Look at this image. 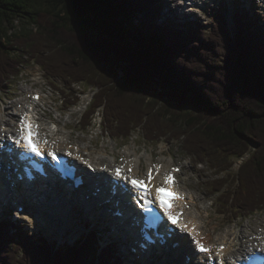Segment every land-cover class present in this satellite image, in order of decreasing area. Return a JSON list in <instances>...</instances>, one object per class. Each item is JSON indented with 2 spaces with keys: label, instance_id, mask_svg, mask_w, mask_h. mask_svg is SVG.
Returning a JSON list of instances; mask_svg holds the SVG:
<instances>
[{
  "label": "trees",
  "instance_id": "trees-1",
  "mask_svg": "<svg viewBox=\"0 0 264 264\" xmlns=\"http://www.w3.org/2000/svg\"><path fill=\"white\" fill-rule=\"evenodd\" d=\"M158 6L155 0H0V94L19 76L22 59L68 88L83 84L96 91L87 125L101 111L104 131L116 138L137 132L146 142L177 140L213 172L207 185L217 212L247 219L264 210V24L244 16L233 34L214 18L209 34L193 25L173 32L156 23ZM32 27L39 33L30 35ZM75 95L66 96L70 107ZM0 264L121 262L113 251L100 252L93 238L56 249L3 222Z\"/></svg>",
  "mask_w": 264,
  "mask_h": 264
},
{
  "label": "rangeland",
  "instance_id": "rangeland-1",
  "mask_svg": "<svg viewBox=\"0 0 264 264\" xmlns=\"http://www.w3.org/2000/svg\"><path fill=\"white\" fill-rule=\"evenodd\" d=\"M160 1L162 5L164 4L162 8L166 10L168 8V5L174 6L177 0ZM232 3H234V0H231L228 4H226L224 0L220 3L216 2L210 7L202 5L199 9H197V13H194L192 14L193 16H190L193 19H191V21L195 22L194 24L199 26L195 28L201 29L206 34H209L212 29L211 26L214 22L213 19L223 18L226 20V24L229 27L231 33L234 34L236 30L235 20L240 17V13L238 12L239 6L237 5V7L233 9ZM256 3L253 4V6L256 7V9L253 10H256V13L254 12V14L247 15L252 19L254 15H256L257 17L255 19H257L258 22L262 24L264 23V12L260 10V7H258ZM239 9L241 10V8ZM244 9H247V7L244 6ZM173 14V12H168L167 15L164 17L162 14L158 23L168 25V30H173L175 32L183 31L184 28L180 27V25H177L173 20L168 18L170 16H173ZM242 16L244 17V15ZM167 19L170 21H168ZM171 23H173V25H171ZM30 30L32 31L30 35L39 33V30L37 28L32 27L30 28ZM13 35L14 32L10 31V39H13ZM13 40H15V38ZM15 45L16 43L13 42L12 46L16 47ZM22 60L23 65L19 69V76L17 78L11 79L9 89L6 93L0 94V116L3 115L4 109L7 107H11L12 112L18 113L20 110L15 105L17 102L20 101L22 103H25L24 108L26 109L24 110H27L28 104L31 102V93L36 91L41 92L43 93V96L46 97V102L48 103L47 109H52L50 111L53 112V116L57 119H60L63 123H68V127L70 130V144H74L75 146L77 145L76 148L78 149H84L89 146V151H82L80 154H86L85 156H89L93 161L95 158V161L103 162L104 164L107 162H112V165L114 167L121 166L124 165L125 162H127L126 157L128 158V156L125 155L124 157V154L134 152V154L140 159L138 160L140 161L139 163L141 165L140 170L137 174L138 177L147 175L148 165L146 159L148 154L153 155V164L165 161L167 163H170V165L183 166L184 173L181 178V181L183 182V187L185 184L186 187H188L192 192L196 194L195 196L198 198V203L196 205V211H198L197 213L206 209L204 210L205 212L201 217L209 216L208 220L206 221L208 224L207 232L211 235L212 239L217 241V243H219V241L223 237H225L226 239L228 233H233L234 231L232 230L234 228L235 231L238 232L240 230H243L244 232L249 233L248 231H250V229H253L254 231H259V234H263L264 210L256 212L249 218L242 220H233L231 215H222L217 213V202L214 196H210L209 187L207 185V182L214 178L213 172L210 170L206 163L202 165H195L193 159L186 155L180 148V143L177 140L161 138L160 140H158L159 142L155 144V142H146L145 140H143L141 134L137 132H133L131 134V138L127 141L121 138H116L113 134L109 132L106 133L104 131V124L102 121L101 111L97 112L93 118L89 116L90 123L87 125L84 122V117L86 113L91 110V99L96 91H93L90 88H86L83 84H79L72 88L71 93L69 90L63 89L64 83L61 80H54L53 77L49 76L41 68L40 64L36 63L34 60ZM149 82L153 84L154 87H157L158 85L156 84L153 78H149ZM57 88L63 90L65 93L70 92V94H76L75 96L78 97V101L76 102L77 104L70 110H61L64 96L62 97V94L60 93V91H58ZM43 103L44 104L41 107L44 108L47 103H45L44 101ZM83 111L86 112L81 115ZM167 139H169L170 141ZM126 148H129L130 152H127ZM78 149H75V151H77ZM88 152H90V155H88ZM131 160L134 159L132 158ZM240 164L241 161H236L234 167L231 169L230 172L235 173L237 171V167ZM199 198L201 200H199ZM68 207H71L74 214L73 206L69 205ZM25 215L26 214L21 215V219L17 217V214L14 211L13 213L4 214L2 218H9L12 223L24 226V228L31 233L33 238H45L51 245H54L55 247L60 249L70 247L74 243V241L78 239L79 235H76L75 230L71 228V225L65 228L63 234H60L54 225L55 222L53 223L52 220L51 222H48L49 226L46 230V228H41L38 221H30V217ZM97 222H100L101 226L104 225L102 221ZM93 227H97V224H94ZM104 227H102L101 229H103ZM98 230L92 228V232L95 231L97 233L96 242L98 238H103L102 235L99 236V232H102ZM261 236L254 237V241L256 240L255 242L257 243L254 242L253 244L261 247L262 243L260 240L262 239H259ZM247 241L253 240L252 238L241 239L240 237L237 242L235 241V243L237 244L235 250H238L240 252V247L244 246L245 244L247 246L251 245L247 243ZM240 244H242V246ZM98 250L100 251V249ZM187 252L191 253L192 249L188 248ZM182 262L184 261L179 259V263L182 264Z\"/></svg>",
  "mask_w": 264,
  "mask_h": 264
},
{
  "label": "bare ground",
  "instance_id": "bare-ground-1",
  "mask_svg": "<svg viewBox=\"0 0 264 264\" xmlns=\"http://www.w3.org/2000/svg\"><path fill=\"white\" fill-rule=\"evenodd\" d=\"M185 1L188 2L190 0H185ZM191 1H192V5L198 4V3H201V5L206 4V0H191ZM230 1L231 0H229L228 3H230ZM260 3L262 6H264V0H260ZM177 4L179 6L184 4V6L186 7L187 4H189V3H182V1H180ZM192 7L193 6H191V4H190L189 8H187L186 10H183L184 9L183 8L180 12L181 13L196 12V10H194ZM170 12H174V11L171 10ZM163 15L166 16L164 8H163ZM43 101L41 102L40 107L44 104ZM15 106H17L20 110L18 113L12 112L11 107L6 106L7 108L4 109L3 115L0 116V140L3 139L4 142L7 144L8 148L13 147L15 145L16 141L18 140V137L20 135V132H19L20 120L25 117V114L28 115L31 111L30 110L31 109L30 103L28 104L27 110H24V109H26V108H24L25 103H22L21 101L17 102ZM16 108H15V110H16ZM44 108H45V106H44ZM33 109H35V106L33 107ZM35 111H36V114L38 115L37 119L43 121V118H45V116H46L44 114L43 110L37 108V110L35 109L33 111L32 116L36 118V114L34 116ZM40 127H41L42 132L45 131L46 133H48V138L50 139V143H49V145H47V148L50 151H58L59 153L67 156L70 160H73L74 158L84 157L88 161L94 162L89 156H85L86 154L81 156L80 154H78V152L77 153L74 152L75 149H78V148H76L77 145L75 146L74 144L73 145L70 144V134H69L70 130L68 127V123H66V122L63 123L60 119L55 118L49 125H47V126L40 125ZM52 127L57 128L58 133H56V134L51 133L50 128H52ZM88 147H86L84 149L79 148L78 149L79 153H81L82 151H84V152L89 151ZM88 155H90V152H88ZM130 158H131V156H128V158L126 157V159L128 160L129 163L122 165V167H114L112 165V162L105 163L107 174L109 176H114V177L118 178L120 181H123V182L126 181L127 182L128 180L124 179V177H131L133 175H136L137 172L140 170V166H141L139 163V160L134 161V160H131ZM146 161H147V165H148V170L152 169V174L154 177L151 184L154 187L163 186L164 178L167 174V169L170 167V164L166 163V162L153 164L152 163V161H153V155L152 154L147 155ZM159 164H161V165L159 167H157ZM90 166H92V165H90ZM116 168H121L123 170V173L120 176L116 175V173H115ZM129 169H131L130 172H129ZM159 171H160V173H159ZM147 175H148V171H147ZM6 178L11 179L12 177L7 175ZM89 182H90L91 186H94L97 184V188H101V189L106 188L105 184H103V183L99 184L98 181H95V179H93V178H90ZM120 190H124L123 187ZM101 191H103L102 195H104L105 194L104 190H101ZM66 194H67L66 191H63V190L61 191L56 186H54L52 189H50L48 191L47 196H46V201H47L46 205L50 210L41 211L40 213H37V214L35 213V215H34L29 210V208L26 207V210L24 211V213L30 217L29 218L30 221H35V222H36V220H38V221H42V220L45 221L46 220L47 222H51V220L57 221L58 223L57 224L55 223L54 225H55V227H57L56 229L59 231V233L63 234L64 230L66 228L63 226V222L67 223V218L69 215H71V217L74 216L71 207H68L69 205H72V204L70 203V199H68ZM189 194H190V191L186 192V196L188 198V204H190L194 207L198 201V198L195 196V194H193L192 196H190ZM0 196H3V193H0ZM117 198L119 199V196ZM117 198L116 197L113 198L112 202H110V203H106L104 205H101L99 207V209L95 212H91L89 210H86L85 212H83V215L84 216H93V221H102L103 224L108 225L109 228L111 230H113L111 233V234H113V236L111 235V238L114 241L123 242L124 241V238H123L124 235H125V238L128 239L129 241H134L135 236L133 237V235H135V231H133V234L131 232H129L128 234H122V232L125 230H123L122 232H120V231L118 232L117 230H114L115 227L112 228V226H114V217L112 215L110 216L108 214V212H110V214L114 213V208L116 207V203L118 201L122 200V198L120 200H118ZM128 198H126V200H128ZM60 199H65V200H60ZM106 199H111V196L109 193H106ZM199 200H201V199L199 198ZM16 201L19 202L20 204H22V202H23L22 198H18V199H16ZM61 203H64V204H61ZM121 203H122V201H121ZM123 205L124 204H121V207H125V205L124 206ZM106 208H109V209L107 210ZM204 210H206V209H204ZM204 210L199 212V213H197L198 211H196L195 213L194 212H191V213L187 212L186 213L185 224H190L188 226V228H190L191 226H196L197 230H204L205 229L206 219L209 216L201 217L202 214L205 212ZM6 213H8V211H5L2 209V207H0V216L2 217ZM71 219H72V224L74 226L75 225L74 218H71ZM71 219H70V223H71ZM109 221H111V222H109ZM95 224H96V222H95ZM118 224L121 225L122 227H124V225H122L121 221H119ZM131 226H133V225L129 224V227H131ZM71 228H72V226H71ZM22 229L25 231V228H22ZM127 229L129 230L130 228H127ZM132 229H133V227H132ZM248 232L249 233L244 232L243 230L239 231V235H238L239 238L240 237H241V239L252 238V240H253V241H247V243L251 244L249 246H247L246 244L244 246H242V244H240L242 246V247H240V249H241L240 252L237 250H235V251L231 250L235 246L234 242L236 240H234V241L229 240V242H227L226 244H223V242H221V241L225 240V237H223L220 240L221 243L218 244L217 246H216V244H214V242L210 243V246L212 247V252L209 255H199L195 252L194 249L192 250L191 253H188L187 250H188V248H191L190 246L187 247V249H184V251H185L184 255L193 256L194 260L191 261V262H193L192 264H212L221 255L224 257V261H225L223 264H231V263H233V261H232L233 259H236L237 261H239L241 257L250 255L252 252H254L258 249L259 246L253 244L256 241V240L254 241V237L261 236V235L264 236V232H263V234H259L260 233L259 231H254L253 229H250V231H248ZM190 234L192 235V233H190ZM129 238H132V239H129ZM262 240L264 241V237L262 238ZM255 243H257V242H255ZM228 244H230V246H231L228 251L220 252L218 250L220 246H222V245L227 246ZM214 245L216 247H214ZM172 258L175 259L174 261H172V264H179V259H181V258H178L176 256H172Z\"/></svg>",
  "mask_w": 264,
  "mask_h": 264
},
{
  "label": "snow or ice",
  "instance_id": "snow-or-ice-1",
  "mask_svg": "<svg viewBox=\"0 0 264 264\" xmlns=\"http://www.w3.org/2000/svg\"><path fill=\"white\" fill-rule=\"evenodd\" d=\"M19 132H20V138L18 143L20 141L23 142V146L25 149H27L30 152L35 153L37 156L41 155V151L39 150L38 147V141L35 139V137L38 135L37 132L34 131V126L33 124L28 120L27 114H25V117L20 120V127H19ZM48 155L53 156V159H55V156L53 153L49 152ZM131 169H129V172ZM116 175L120 176L121 175V169H116ZM124 179L128 180L131 185L138 189L141 193V196H147L150 194V185L151 182L153 181L154 177L152 174V169L148 170V177L147 180L143 179H137V178H129V177H124ZM173 183V177L169 174L165 176L164 178V184L166 185H171ZM155 193H156V201L159 202V207L165 212V214L168 216V219L173 223H177V217L172 214L170 211V205L169 203L166 202L165 197H168L169 200H174L179 198L176 194L171 193L170 187H162V186H157L155 188ZM197 246L199 248V251L201 252H208L210 249L205 247L202 243L197 241ZM223 249V246H221V251Z\"/></svg>",
  "mask_w": 264,
  "mask_h": 264
}]
</instances>
